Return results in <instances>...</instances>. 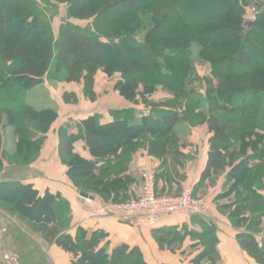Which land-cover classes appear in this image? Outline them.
<instances>
[{
    "label": "trees",
    "instance_id": "trees-1",
    "mask_svg": "<svg viewBox=\"0 0 264 264\" xmlns=\"http://www.w3.org/2000/svg\"><path fill=\"white\" fill-rule=\"evenodd\" d=\"M47 1L67 5L69 20L57 35L36 0H0V167L4 160L21 167L36 162L57 119L53 111L27 104L29 90L45 80L76 84L95 102V78L102 72L126 101L138 104L141 98L147 113L138 119L136 110H122L105 125L93 115L60 128V159L77 191L105 203L136 198V181L127 172L141 149L161 162L157 185L159 178L183 182L179 170L188 158L175 127L205 124L210 150L193 196L202 198L200 192L222 180L217 209L235 228L242 251L264 264V0ZM248 20L254 24L246 29ZM197 63L212 67L203 98L193 87ZM158 88L170 99L152 102ZM63 101L77 104L79 98L65 92ZM12 127L17 148L9 153L4 130ZM79 141L93 160L75 152ZM0 204L36 229L45 244L70 253L72 264H146L139 249L126 245L109 253L101 246L102 232L89 235L79 227L72 235L70 203L49 191L41 195L22 179L0 181ZM192 220L201 233L165 228L154 232L156 242L174 252L190 237L196 241L193 250L202 248L193 264H219L218 226Z\"/></svg>",
    "mask_w": 264,
    "mask_h": 264
},
{
    "label": "crops",
    "instance_id": "crops-1",
    "mask_svg": "<svg viewBox=\"0 0 264 264\" xmlns=\"http://www.w3.org/2000/svg\"><path fill=\"white\" fill-rule=\"evenodd\" d=\"M102 79H105L106 84L110 85L111 90L110 92L109 90L106 91L104 95L101 96L100 94H102V91L98 90L97 83L98 80ZM115 80H117V78ZM66 85L81 87L76 84ZM80 90L79 94L76 91L66 92L75 93L79 98L78 102H82V106H75L76 104H73L74 108L66 106L63 101V94L65 92L61 94L60 99L58 98L57 102L60 108L58 112L59 118L46 135V140L43 144L40 156L32 166V169H34L33 172L23 176V184H32L41 195L49 191L69 202L72 212L70 233L75 235L79 227L85 229L89 235L94 232L104 233L106 237L102 241L101 246H106L109 253L117 246L126 245L130 249H139L146 264H193L192 261L198 254L196 250L192 249L196 241L187 237L182 248L173 252L167 248L161 249L154 237V232L156 230L165 228H177L179 230L184 226L190 231L194 230L201 233L202 227L194 223L192 219L188 220L181 215H172L163 217L156 225H147L135 217H102L95 220L90 218L89 214L91 207L81 200L80 193L67 176V168L61 162L59 154V130L61 127L68 124L76 126L93 115H99L101 117V124L105 125L113 121V112L134 109V106L128 101H125L123 97L114 90V82L111 79L108 80L102 72H99L95 78V92L97 94V100L95 102H90L85 98L83 86ZM107 93L108 95H105ZM101 97L103 98L101 99ZM63 112H70L71 115L66 117V114H63ZM146 113V109L136 110L138 119ZM72 131L76 132L75 128ZM210 137L211 134L206 125L190 129L189 137L186 139L181 137L183 143L181 152L188 160L184 163V167L181 168L179 172L185 176V180L181 183H176L173 180H167L166 182L164 178H159L157 185V191L159 193L177 194L182 189L189 187L194 190V187L201 179L202 172L208 161ZM75 152L86 160L90 161L94 159L84 141L76 143ZM160 165L161 162L151 157L145 149H141L132 157L127 174L136 181V185L132 188L135 197L140 193L142 183L141 174L144 168L152 167L157 175V169ZM222 183L223 181L220 180L217 185L210 186L206 190L204 189L200 192V195H203V197L211 202L215 208H217L215 198L222 190ZM92 200L93 206L105 203L95 198ZM214 210L211 211L210 219L208 220H212L218 226V250L221 256L219 264H256L238 245L236 241L237 232L215 213L217 209ZM213 212L214 214L212 215ZM45 245L46 249L43 250L41 264H72L73 256L70 253H67L54 244ZM4 259L5 261L12 262L13 257L8 260L4 255ZM15 261L18 263L19 260L15 259ZM18 264H20V261Z\"/></svg>",
    "mask_w": 264,
    "mask_h": 264
},
{
    "label": "rangeland",
    "instance_id": "rangeland-1",
    "mask_svg": "<svg viewBox=\"0 0 264 264\" xmlns=\"http://www.w3.org/2000/svg\"><path fill=\"white\" fill-rule=\"evenodd\" d=\"M36 1L41 5L47 17L51 20L54 33L55 35H57L61 24H63L66 20H69L67 15L68 13L67 5L64 3H57L55 1H47V0H36ZM249 14H251L250 10H249ZM70 22L75 25L89 26V27H91L93 24V20H84V21L70 20ZM197 52H198V48H195V54H197ZM195 70L198 81L195 82L193 87L197 91V93L203 98L205 94L204 81L207 77H212V72H211L212 67L207 63H197ZM104 75L108 78V80H110V77H108L106 74ZM118 76H120V74H118ZM113 82L115 84V81ZM97 88L99 91L100 90L102 91V94H100L101 96L104 95L106 91L109 90L110 92L111 90L110 85L106 84L105 79L98 80ZM80 89L81 87L79 86H75V85L69 86L66 84H61L57 81L47 80V83H43L42 85L36 86L27 92L26 102L28 105L32 106L38 111H42V110L53 111L54 113L57 114V119H56L57 121L59 118L58 112L60 110L57 102L58 98L60 99L61 94H63L66 91H76L79 94L81 91ZM105 95H108V93ZM102 98L103 97H101V99ZM162 98L170 99V95L168 93H165L163 89L158 88L157 91L152 95L150 100L153 102L156 100H160ZM123 99L126 101L125 98ZM139 100L140 101L138 104H131V103L130 104L134 106V110H138V109L145 110L146 109L145 106L147 105L142 102L141 98ZM77 105L82 106V102H78L75 106ZM66 106H68L69 108H74L73 104H66ZM63 114H66V117L68 115H71L70 112L68 113L63 112ZM203 125L205 124L192 127L185 122L179 123L175 127V135L176 138L179 140L180 145L182 146L183 144L181 137H184L185 139L188 138L190 134V129L196 127H202ZM4 144H5V148L8 150L9 153H12L16 150L17 148L16 130L13 127L4 130ZM235 146L238 145L235 144ZM7 161L8 160H4L2 167H0V181H5V180L15 181L18 179H23V176L25 174L32 173L34 170L32 169V166L35 162L30 166L21 167L18 164L16 165V162H13V165H10L7 163ZM207 202L213 206V210H214L215 206L211 202L209 201ZM216 209L217 208H215V210ZM8 210H9L8 207L6 206L3 207L0 204V264H18L19 261L20 264H41L43 250L46 249V245L43 242V240L40 238L39 233L37 232L36 229L35 230L33 228L29 229V227L25 225L24 221L17 214L11 215L8 212ZM215 213L218 214L220 218L224 219L226 223L232 227L233 230H235V228L229 222L227 217L224 216L221 212H219L218 209L215 211ZM212 214H214V212ZM200 250H202V248H198V250H196L197 251L196 253L199 254ZM4 255L8 258V260L9 258L13 257L12 262L5 261ZM15 259L19 260L18 263L15 261Z\"/></svg>",
    "mask_w": 264,
    "mask_h": 264
},
{
    "label": "built area",
    "instance_id": "built-area-1",
    "mask_svg": "<svg viewBox=\"0 0 264 264\" xmlns=\"http://www.w3.org/2000/svg\"><path fill=\"white\" fill-rule=\"evenodd\" d=\"M253 11L254 9H250V12ZM141 178L139 195L128 202L93 206L92 199L80 197L91 207L90 218L135 217L147 225H156L163 217L172 215H181L188 220L193 217L209 219L213 206L204 198L194 197L192 188H184L177 195L160 194L157 191L156 172L152 167L144 168Z\"/></svg>",
    "mask_w": 264,
    "mask_h": 264
},
{
    "label": "water",
    "instance_id": "water-1",
    "mask_svg": "<svg viewBox=\"0 0 264 264\" xmlns=\"http://www.w3.org/2000/svg\"><path fill=\"white\" fill-rule=\"evenodd\" d=\"M253 24H254L253 21L248 20V21L245 22L244 27H245V28H249V27L253 26ZM80 196L83 197V198H90V199H93V197H90L88 194L83 193V192L80 193Z\"/></svg>",
    "mask_w": 264,
    "mask_h": 264
},
{
    "label": "bare ground",
    "instance_id": "bare-ground-1",
    "mask_svg": "<svg viewBox=\"0 0 264 264\" xmlns=\"http://www.w3.org/2000/svg\"><path fill=\"white\" fill-rule=\"evenodd\" d=\"M203 198V197H202ZM213 215V214H212ZM145 262V261H144Z\"/></svg>",
    "mask_w": 264,
    "mask_h": 264
}]
</instances>
